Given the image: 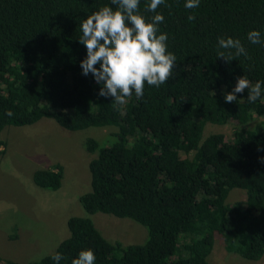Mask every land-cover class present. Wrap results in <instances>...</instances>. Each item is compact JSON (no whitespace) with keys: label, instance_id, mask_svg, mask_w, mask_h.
Returning a JSON list of instances; mask_svg holds the SVG:
<instances>
[{"label":"trees","instance_id":"16d2710c","mask_svg":"<svg viewBox=\"0 0 264 264\" xmlns=\"http://www.w3.org/2000/svg\"><path fill=\"white\" fill-rule=\"evenodd\" d=\"M185 2L165 0L156 10L164 17L159 33L176 57L172 75L158 88L145 83L142 98L133 91L121 106L101 97L102 83L80 67L86 57L80 22L104 6L115 9L111 0H0V134L44 118L72 132L118 129L107 146L85 142L97 155L91 191L80 197L88 217L70 218V235L57 250L25 264H55L57 252L64 257L59 264H72L88 249L95 264H211L217 235L228 253L264 257V43L247 39L257 30L264 40V0H200L193 9ZM148 3L140 0L139 14L151 22L156 13L146 11ZM220 37L239 39L247 57L217 58ZM242 76L261 83V99L249 103L245 90L226 103ZM232 122V140L205 138L208 124ZM0 147L3 155L4 141ZM63 178L60 164L33 175L49 191L59 190ZM233 190L246 200L230 203ZM97 213L144 226L147 242L108 241L90 218Z\"/></svg>","mask_w":264,"mask_h":264},{"label":"rangeland","instance_id":"374dc122","mask_svg":"<svg viewBox=\"0 0 264 264\" xmlns=\"http://www.w3.org/2000/svg\"><path fill=\"white\" fill-rule=\"evenodd\" d=\"M236 124H208L205 138L224 134L232 140ZM117 131L107 127L72 132L48 118L34 125L4 129L0 134V140L6 144V152L0 155V258L3 262L25 264L42 260L69 237L70 218L88 217L80 197L91 191L90 162L97 155L86 151L85 142L95 138L107 146L110 140L106 137ZM57 164L64 168L61 188L49 191L36 186L34 173ZM245 200V193L239 190H233L228 199L230 203ZM90 218L112 243L142 245L148 240V230L133 220L104 213ZM14 235L17 238L11 239ZM209 260L211 264H264V257L250 261L228 253L219 235L215 237Z\"/></svg>","mask_w":264,"mask_h":264},{"label":"clouds","instance_id":"9594fccd","mask_svg":"<svg viewBox=\"0 0 264 264\" xmlns=\"http://www.w3.org/2000/svg\"><path fill=\"white\" fill-rule=\"evenodd\" d=\"M116 8L104 6L80 22L81 35L78 42L85 46L86 57L80 62L82 74H92L98 84L102 83L99 95L111 97L116 105H125L133 95L142 98L145 83L160 87L172 75L176 61L167 50V34L159 33V24L164 21L156 12L165 0H150L146 11L156 13L151 22L139 14L140 0H111ZM200 0H186L185 8L199 7ZM189 21L195 16L189 15ZM159 33V34H158ZM247 39L252 44H262L264 40L257 30L248 32ZM217 58L231 62L240 56L247 57V50L239 39L218 38ZM99 65V67H96ZM247 90L249 103L261 99V83L254 85L242 76L231 92L224 95L226 103L237 101V94ZM7 115H12L8 112ZM55 264L64 259L59 252L52 256ZM95 254L91 249L82 250L72 264H95Z\"/></svg>","mask_w":264,"mask_h":264}]
</instances>
